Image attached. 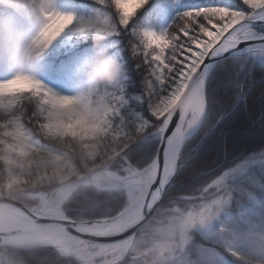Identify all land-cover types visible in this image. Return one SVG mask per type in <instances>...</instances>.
Masks as SVG:
<instances>
[{
  "label": "rangeland",
  "instance_id": "1",
  "mask_svg": "<svg viewBox=\"0 0 264 264\" xmlns=\"http://www.w3.org/2000/svg\"><path fill=\"white\" fill-rule=\"evenodd\" d=\"M96 3L102 6L106 0H97ZM102 10L96 14L68 8L62 16L48 14L41 22L29 18L27 22L20 18L13 20L15 14L12 11L0 10V22L4 27L11 21L23 24L20 36L23 39L15 48L8 43L2 46L3 37L0 35V112L19 108L24 101L23 93L35 91L41 100L43 132L52 140L58 138L57 143L51 145L35 137L25 128L20 116L0 123V162L5 175L4 183H0V198H14L19 192L40 188L37 193L39 203L24 204L41 210L49 199L47 194L56 186L91 168L124 157L134 144L133 140L139 137L135 129L126 126L123 120L122 109L128 103L123 84L125 77L115 85L95 83L98 66L84 75L86 67L95 62L98 65L97 57H101L103 62L120 59L108 43V36L115 26L105 15L106 9L103 7ZM202 11L221 18L228 15L226 9ZM218 30L219 26L215 32L206 33L208 41H212V34ZM45 33L51 35L50 38L44 37L48 52L57 49L59 53L79 44L92 47L78 55L75 72L70 78L49 76L45 71L49 64L42 58L43 54L37 60L30 55L36 41ZM8 39L14 41L16 36L10 33ZM208 41L201 44L208 45ZM165 104L167 102L161 103L157 118L168 116L172 105L167 107ZM158 128L142 140L149 138L160 142L162 131L156 139ZM113 162L109 171L125 178L133 175L136 169L146 170L153 161L144 168L128 161L122 171L112 170ZM95 181L96 186H92L97 189L104 187V190L125 192L127 204L118 214L133 205L135 195L128 187L117 188V182L103 179L98 174ZM209 188L212 192L202 196L204 202L191 204L187 213L179 207L163 208L157 218L143 225L145 230L138 242L137 232L124 258L119 256L114 246L97 243V238L85 243L78 240L80 244L73 251L85 259L84 262L79 261L82 264H210L212 260H222L223 264H264V197L261 198L264 195V151L250 155L223 172ZM63 198V195L55 197L47 208L58 207ZM3 204L9 208H20L9 200ZM0 214L7 213L0 210ZM180 231L187 241L184 252ZM131 252L133 255L128 259ZM10 262L7 256L0 254V264Z\"/></svg>",
  "mask_w": 264,
  "mask_h": 264
},
{
  "label": "snow or ice",
  "instance_id": "2",
  "mask_svg": "<svg viewBox=\"0 0 264 264\" xmlns=\"http://www.w3.org/2000/svg\"><path fill=\"white\" fill-rule=\"evenodd\" d=\"M102 7L115 26L108 36L109 46L126 69V112L141 122L146 114L155 121L154 128L166 125L156 135L159 139L158 133L163 131L162 147L183 131L184 117L177 111L172 117L157 119L161 103L189 84V76L192 84L202 83L205 92L213 95L231 91L234 83L249 78L253 87L264 85V0H214L191 8H185L183 0H106ZM211 9H226L228 15L221 18L202 11ZM217 26L227 27L213 44L206 33L215 32ZM203 41L212 46L201 48ZM87 47L79 44L62 49L45 68L46 73L55 79L70 78L76 58ZM261 111L264 122V109ZM219 127H227L223 117ZM227 139L223 133L219 137L222 144ZM209 146L207 142L203 145L205 149Z\"/></svg>",
  "mask_w": 264,
  "mask_h": 264
},
{
  "label": "trees",
  "instance_id": "3",
  "mask_svg": "<svg viewBox=\"0 0 264 264\" xmlns=\"http://www.w3.org/2000/svg\"><path fill=\"white\" fill-rule=\"evenodd\" d=\"M183 2L185 8H191L199 3H212L214 0H183ZM68 8L92 11L96 14L103 12L101 4L92 3L91 0H0V10L12 11L15 14L13 20L20 18L24 22H27V18L41 22L48 14L60 17ZM11 22L6 27L0 22V35L3 37L2 46L5 47L8 43L15 48L18 41L23 39L20 37L23 24L17 25ZM10 33L16 36L14 41L8 39ZM47 36L50 38L51 35L45 33L36 41L30 55L37 60L38 56L43 54L42 58L46 63L51 64L53 58L58 54V50L54 49L51 52L46 50L47 40H44V37ZM90 48L92 47L88 45L83 51ZM13 52L15 51L13 50ZM100 59L101 57L96 59L98 65H95V62L90 67H86L84 75L99 66L103 62V59ZM116 62L123 66V70L121 77L113 85L126 76L124 64L120 59ZM256 80H259L258 72ZM249 89H251L250 92ZM23 96L24 101L19 108L0 112V123L8 121L11 117L20 116L25 128L35 137L42 138L51 145L56 144L58 138L52 140L43 132L41 100L38 94L35 91H26ZM207 100L208 108L205 120L198 132L187 141L177 177L162 205L150 221L157 218L165 207H179L184 213H187L191 204L198 205L204 202L202 196L211 194L212 189L209 186L223 172L235 167L250 155L264 151V122L261 121V110L264 109V85L257 83L253 87L251 78L247 81L241 80L233 84L231 91H220L215 95L207 93ZM126 106L127 104L122 109L124 124L132 130L135 129L139 137L136 138V141L133 140L132 144H134L125 152L124 157L115 160L111 165V169L117 171H122L128 165V161L139 168L146 167L156 157L160 144L158 140L149 138L146 141L142 140L157 129L153 127L155 121L147 117L146 114H144L143 122L132 118L126 112ZM137 115L140 114L137 113ZM222 117L226 121L227 127H219ZM222 133L228 136L227 141L223 144L219 140ZM230 133L232 134L229 135ZM205 142L210 145L206 149L203 147ZM225 152L228 156L227 161H225ZM4 180L3 165L0 162V183H4ZM38 192H40V188H35L19 192L14 195V198L23 203L36 205L39 203ZM263 197L264 195L261 196L262 199ZM126 204V194L123 190H104L97 189L92 185H83L67 198L64 207L67 215L72 219L86 221L113 217ZM144 230L145 227L140 228L137 242L140 241ZM202 240L207 242L205 239ZM0 254H4L10 259L9 264H82L73 257L59 255L50 249L24 250L13 246H3L0 247ZM132 255L131 252L128 259Z\"/></svg>",
  "mask_w": 264,
  "mask_h": 264
},
{
  "label": "water",
  "instance_id": "4",
  "mask_svg": "<svg viewBox=\"0 0 264 264\" xmlns=\"http://www.w3.org/2000/svg\"><path fill=\"white\" fill-rule=\"evenodd\" d=\"M226 27L227 26H225V28L219 27L218 35L216 36V38H212L213 44L219 41L221 35L226 30ZM211 46L212 45H209V48ZM197 67H199V65H197ZM191 81H192V76H189V84L185 85L183 91L181 92L177 100L172 104V108L168 113L167 117H172L175 115L177 111H179L184 117V123H185L192 99L194 98L197 91L201 87H204L203 84L200 82L192 84ZM189 87H191L190 91H189ZM203 94H204L203 108L205 110V114L197 129L193 131L191 134H189L186 139L180 142L175 160V166L170 173H168L169 161L172 157L173 150L175 151L176 146L178 145L177 141L182 132L177 136L170 137L167 142V147H162V145H164L165 143L163 138V131H162L158 153L155 159L153 160L152 164L149 166V167H153V180L151 186L140 201L141 206L138 213L130 221L125 223H118V220L121 217L122 213L104 219L77 221L69 217L64 209V202L70 196V194H72L76 189H78L83 185H89V184L95 185L96 175L102 169L109 170L108 168L110 164L113 162V160H111L105 165L91 168L86 173L56 186L52 190V192L47 194V196L49 197L47 204L52 203L53 199L57 196L60 195L64 196L62 204L60 206L66 217V220L64 222H60L59 224L54 225L52 229H50L48 232L34 239L22 238L20 232L21 226L17 224L11 209L8 206L4 205L3 202L9 200L13 202L16 206L20 207V209L25 213L33 214L37 217L42 214V211L38 210L34 206L29 207L25 205L23 202L18 201L14 198H0V210L10 215V223H9L8 220L0 214V235L2 237V240H0V247L13 246L24 250L50 249L62 255L59 249L61 242L57 241L56 239L59 238L60 236L64 237V235L67 234L68 235L66 236V238H73L77 240L80 239V241L82 239L83 240L86 239L87 241H89L91 239L97 238L98 239L97 243L98 242L104 243L105 240L107 239H112L127 234H133L134 235L133 238L135 239L139 229L143 227V225H145L154 216V214L157 212V210L160 208L163 201L165 200L181 167L183 146L200 129V127L202 126L205 120L208 105H207V95L204 89H203ZM165 126L166 125H163L162 128ZM101 188L103 189L104 187ZM128 208H126L125 210H127ZM179 238H180L182 250L185 251L187 246V241L185 240L182 231L179 232ZM126 254L127 252L121 258H124ZM67 255L74 257L80 262L85 261V259L82 256H80L76 251H72Z\"/></svg>",
  "mask_w": 264,
  "mask_h": 264
},
{
  "label": "bare ground",
  "instance_id": "5",
  "mask_svg": "<svg viewBox=\"0 0 264 264\" xmlns=\"http://www.w3.org/2000/svg\"><path fill=\"white\" fill-rule=\"evenodd\" d=\"M217 35L218 33H214L212 34L211 37L216 38ZM205 46L206 45L204 44H200L201 48H204ZM195 55H198V54H195ZM184 87L170 101H168L167 104H165L167 107L171 106L177 100V98L183 91ZM203 95H204L203 87H201L195 94L194 98L192 99L191 105L189 107V112H188L186 121L184 123L183 131L177 141L178 145L176 146V149L174 148L175 151L173 150L172 157L169 161L168 173H170L174 169L178 146L180 145V142L186 139L189 134H191L193 131L197 129V127L199 126L205 114V110L203 108V105H204ZM98 175L102 177L103 179L114 180L115 182H117L116 187H124V188L128 187L130 191L132 190V192L135 195L134 203L121 214V217L119 218L118 223H125V222L130 221L138 213L140 206H141L140 201L144 197V195L147 193V191L149 190L151 186V183L153 180V167H149L143 171H139L138 169H136L133 174L134 177L133 175L125 177V178L117 177L113 175L107 169L106 170L102 169L101 171H99ZM135 175L138 177H135ZM47 205L48 204L46 202L43 208L41 209L42 214L38 217L33 214L25 213L20 208L19 209L10 208L17 224L21 226L20 232H21L22 238L34 239L48 232L50 229H52L54 225L59 224L60 222H64L66 220V217L60 206L61 204L54 209L47 208L48 207ZM2 216L6 218L8 222L10 223L9 214H3ZM35 218L37 219L41 218L42 220L35 221L34 220ZM67 235H64V237L60 236L59 238L56 239L57 241L61 242L59 249L62 253L63 252L70 253L74 249H76V245L80 244L78 240L73 241L71 240L73 238H66ZM133 236H134L133 234L122 235L116 238L107 239L105 240L104 243L106 246H114L115 250L119 252V256L122 257L132 245L134 241ZM0 240H2L1 235H0ZM81 242L85 243L87 242V240L82 239ZM98 243L104 244L103 242H98Z\"/></svg>",
  "mask_w": 264,
  "mask_h": 264
},
{
  "label": "clouds",
  "instance_id": "6",
  "mask_svg": "<svg viewBox=\"0 0 264 264\" xmlns=\"http://www.w3.org/2000/svg\"><path fill=\"white\" fill-rule=\"evenodd\" d=\"M123 66L116 61H104L95 70L96 77L94 82H107L114 84L122 74Z\"/></svg>",
  "mask_w": 264,
  "mask_h": 264
}]
</instances>
